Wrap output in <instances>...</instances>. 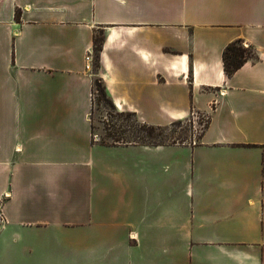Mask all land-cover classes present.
I'll list each match as a JSON object with an SVG mask.
<instances>
[{"label":"crops","instance_id":"0c3cea01","mask_svg":"<svg viewBox=\"0 0 264 264\" xmlns=\"http://www.w3.org/2000/svg\"><path fill=\"white\" fill-rule=\"evenodd\" d=\"M95 77L196 145L98 142ZM0 264H264V0H0Z\"/></svg>","mask_w":264,"mask_h":264},{"label":"rangeland","instance_id":"374dc122","mask_svg":"<svg viewBox=\"0 0 264 264\" xmlns=\"http://www.w3.org/2000/svg\"><path fill=\"white\" fill-rule=\"evenodd\" d=\"M100 36V34H98ZM91 71H100V59L94 52ZM102 81L95 77L94 90L97 93L92 111L95 139L100 143L140 142V143H183L198 136L206 126L207 119L202 115H193L184 120H176L167 127H155L143 124L129 113L120 112L113 102L103 96L99 90ZM103 86V84H102ZM145 125V129L142 128ZM153 128V133L150 129Z\"/></svg>","mask_w":264,"mask_h":264},{"label":"trees","instance_id":"16d2710c","mask_svg":"<svg viewBox=\"0 0 264 264\" xmlns=\"http://www.w3.org/2000/svg\"><path fill=\"white\" fill-rule=\"evenodd\" d=\"M104 33L98 34L95 37V46L94 52L96 57L100 59V54L104 44ZM256 53L252 47L246 45L242 39H237L227 45L223 52V62L225 72L228 76L234 74L238 69H240L246 62L252 59H256ZM99 90L103 96H106L105 89L102 84H99ZM142 128L145 129V125H142ZM150 135L153 133V128L150 129Z\"/></svg>","mask_w":264,"mask_h":264},{"label":"built area","instance_id":"2783aa9c","mask_svg":"<svg viewBox=\"0 0 264 264\" xmlns=\"http://www.w3.org/2000/svg\"><path fill=\"white\" fill-rule=\"evenodd\" d=\"M247 45V44H246ZM93 52L92 51H90V52H88L87 53V56H86V61H87V63H88V65H91L92 63H93ZM96 97H97V93H96V91L94 90L93 92H92V99L95 101L96 100ZM194 115H202V116H204L206 119H207V121H206V124H207V122H208V118H209V116L208 115H204V114H194ZM196 143H197V140H196V138L194 137L193 139L191 138L190 140H188V141H185V142H183V144H188V145H196Z\"/></svg>","mask_w":264,"mask_h":264},{"label":"bare ground","instance_id":"6f19581e","mask_svg":"<svg viewBox=\"0 0 264 264\" xmlns=\"http://www.w3.org/2000/svg\"><path fill=\"white\" fill-rule=\"evenodd\" d=\"M119 105V104H118Z\"/></svg>","mask_w":264,"mask_h":264}]
</instances>
